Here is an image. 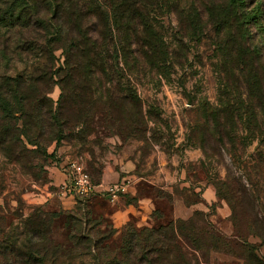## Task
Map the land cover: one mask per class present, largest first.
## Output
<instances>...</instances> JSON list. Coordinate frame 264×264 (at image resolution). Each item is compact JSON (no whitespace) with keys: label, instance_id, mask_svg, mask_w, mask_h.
<instances>
[{"label":"rangeland","instance_id":"rangeland-1","mask_svg":"<svg viewBox=\"0 0 264 264\" xmlns=\"http://www.w3.org/2000/svg\"><path fill=\"white\" fill-rule=\"evenodd\" d=\"M25 1L0 0V4L19 5ZM112 1L117 2L97 0L107 10ZM216 3L217 0H162L160 6L157 4L158 16H153L150 23L158 37L166 41L165 52L171 54L167 65L154 70L147 79L127 82L120 78V59L108 61L103 98L90 99L82 107L84 113L88 111L86 120L68 128L67 121L62 122L64 132L59 147L63 155L53 148L55 141L33 146L24 136L33 153L19 164L0 158L4 182L0 191V227L23 230L26 220L40 211L49 222V238L59 250L54 252L58 261L101 264L92 256L95 248L104 253V262L114 256L120 258L127 226L140 232L192 220L200 234L197 254L202 264H264V190H251L246 170L237 169L236 158L225 149L230 146L221 147L210 135L207 139L214 160H207L197 142L200 135L190 129L203 124L206 106L217 103L216 70L221 63L218 45L225 36L218 38L217 24L205 15L207 7ZM49 4L53 5V1L49 0ZM186 5L201 12L202 17L182 14ZM253 30L254 44L264 49V32ZM25 32L29 40L38 38L36 33ZM4 39L0 38V49ZM63 54L62 49L55 51L54 66L50 67L21 62L17 57L3 60L0 56V75L40 79L34 84L39 98L47 96L57 108L62 92L57 74L64 63ZM134 92H138L141 103L133 102ZM126 96L129 97L124 101ZM26 106L31 111V104ZM67 109L75 115L70 119L78 121V108L68 103ZM13 111L15 116H21L17 104ZM2 116L0 110V121ZM72 135H84L85 140L72 139ZM256 147L255 143L241 154L243 162L250 161ZM53 153L56 156L49 160L48 154ZM73 162L82 164L101 183L106 171L116 170L121 175L112 182L130 178L135 192L117 203L99 194L84 200L60 195L64 183L58 187L51 184L52 169L68 172ZM223 184L233 190L230 195L226 196L229 188H223ZM140 200H148L154 211L150 217L134 211L121 214L129 206L138 209ZM182 206L184 213H180ZM194 238L198 240V236Z\"/></svg>","mask_w":264,"mask_h":264},{"label":"trees","instance_id":"trees-1","mask_svg":"<svg viewBox=\"0 0 264 264\" xmlns=\"http://www.w3.org/2000/svg\"><path fill=\"white\" fill-rule=\"evenodd\" d=\"M52 1L53 5L49 0L0 4V38L5 37L0 49L3 60L17 57L21 62L50 67L54 66L53 53L58 49L64 52V63L57 74V85L62 91L57 108L47 96L39 98L34 84L40 79L0 75V158L5 161L19 164L33 153L24 136L33 146L46 141H55L56 148L61 146L62 122L67 121L68 128L86 120L88 111L84 113L82 107L90 99L99 101L106 93L108 61L120 59V78L131 82L140 77L147 79L154 70L165 67L171 57L170 51L165 52V39L158 37L150 23L153 16H158L157 4L160 6L162 0H117L111 2L109 10L97 0ZM249 2L217 0L205 11L207 18L217 24L218 38L225 36L218 45V98L215 105L203 109V124L190 129L200 135L197 142L211 162L214 154L207 135L221 147L229 145L225 149L236 158L234 166L246 170L245 177L254 191L258 187L264 190V49L254 44L252 33L253 29L264 32V0ZM182 14L202 17L201 12L188 5ZM25 31L36 33L38 38L29 40ZM134 94L133 102L141 103L138 92ZM68 103L78 108V121L70 119L75 115L68 112ZM15 104L20 108V117L13 113ZM26 104H31V111ZM124 105L130 109L129 104ZM71 137L85 140L84 135ZM255 143L254 155L243 162L241 154ZM55 156L48 154L49 160ZM88 174L93 182L101 183ZM3 183L0 175V191ZM222 187L229 188L226 196L233 192L226 184ZM44 216L40 211L32 214L23 230L0 227V264H63L54 253L59 250L49 238L51 230ZM195 229L192 220L140 232L127 226L120 258L114 256L104 262L105 255L96 245L92 256L101 264H202L197 254L200 234Z\"/></svg>","mask_w":264,"mask_h":264},{"label":"built area","instance_id":"built-area-1","mask_svg":"<svg viewBox=\"0 0 264 264\" xmlns=\"http://www.w3.org/2000/svg\"><path fill=\"white\" fill-rule=\"evenodd\" d=\"M67 180L60 187V195H72L79 199H86L96 194L101 195L110 203L117 202L121 197L131 193L133 182L124 179L112 184L95 183L82 164L73 162L70 164Z\"/></svg>","mask_w":264,"mask_h":264},{"label":"crops","instance_id":"crops-1","mask_svg":"<svg viewBox=\"0 0 264 264\" xmlns=\"http://www.w3.org/2000/svg\"><path fill=\"white\" fill-rule=\"evenodd\" d=\"M53 148L55 150L57 149L59 155H63V153H65V152L61 151L60 147L56 148V145ZM115 171L116 170H112V169H110L109 171H106V173L103 176V182L102 183H104V184L116 183V182H112V180H116L117 178L120 177L121 174H119L118 172H115ZM122 171H125V169H123ZM66 172L67 171L62 169V168H60V169L59 168H53L51 175H50L52 178L51 184L58 187V186L62 185L63 183H65V181L67 180V173ZM124 179H128V178H124ZM118 182H120V181H118ZM134 184H135V181H134ZM134 192H135V186L133 187L130 194H133ZM130 194H128V195H130ZM125 197H127V195L121 197L117 202L124 199ZM117 202H115V203H117ZM139 205L140 206H138V209L134 208L133 206H129L126 208V210H122L121 214L127 215L128 213H131V212L133 213V211H134L135 213H137L139 215L145 213L148 217H150L152 215V213L154 212L150 208L148 200L147 201L146 200H140ZM180 213H184V207L183 206L180 208ZM179 217L182 218L181 216H179Z\"/></svg>","mask_w":264,"mask_h":264}]
</instances>
